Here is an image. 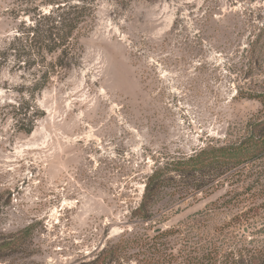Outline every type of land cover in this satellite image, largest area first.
Listing matches in <instances>:
<instances>
[{"label": "rangeland", "instance_id": "374dc122", "mask_svg": "<svg viewBox=\"0 0 264 264\" xmlns=\"http://www.w3.org/2000/svg\"><path fill=\"white\" fill-rule=\"evenodd\" d=\"M43 1L0 0V232L32 226L25 253L0 264H84L133 232L139 243L108 264H182L166 259L189 249L177 236L151 254L156 227L204 245L246 223L264 242V159L194 196L164 189L151 222L130 217L161 156L237 141L264 119L248 98L264 91V0H99L77 65L36 90L42 68L9 45Z\"/></svg>", "mask_w": 264, "mask_h": 264}, {"label": "trees", "instance_id": "16d2710c", "mask_svg": "<svg viewBox=\"0 0 264 264\" xmlns=\"http://www.w3.org/2000/svg\"><path fill=\"white\" fill-rule=\"evenodd\" d=\"M98 1L44 0V4L51 6L47 12H35L31 23L21 21L22 28L17 30L9 48L18 61L42 68L41 78L44 82L34 89H42L51 74L66 71L77 65L80 48L76 34L91 26ZM51 56L55 57L48 58ZM248 95L249 99L257 98L264 103V91ZM23 129L29 133L33 125ZM245 131V135L234 142L219 143L209 140L191 153L161 156L145 175L140 199L130 210V217L136 221L151 222L152 209L164 189L171 190V198L175 195L182 198L194 196L217 187L224 178L233 177L240 173L241 169L264 159V119L248 123ZM195 219L192 221L198 222ZM189 225L192 227L193 223ZM244 226L246 223L242 224L241 236H234L236 239L232 241L224 234L223 237L217 236L215 239L205 238L204 245L192 239L195 235L189 237L190 230L186 231L180 227L162 230L156 227L148 237L154 241L150 246L155 252L151 254L160 251L159 246L163 245V238L177 236L183 242L189 243V249L166 254L168 261H178L180 258L182 264H264V242L258 245L252 238L248 239L243 231ZM246 228L248 229L247 226ZM31 232V225L14 234L5 235L0 232V259L25 253L26 239ZM132 234H136L133 239L123 235L118 241L106 244L91 261L84 264H108L118 260L129 244L139 243L140 235H137V232ZM217 239H220L219 245L216 243Z\"/></svg>", "mask_w": 264, "mask_h": 264}]
</instances>
